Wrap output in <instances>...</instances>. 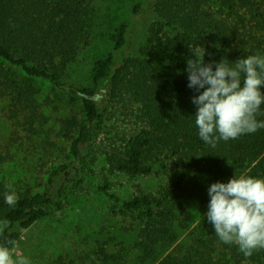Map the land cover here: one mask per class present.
I'll list each match as a JSON object with an SVG mask.
<instances>
[{
  "label": "trees",
  "instance_id": "obj_1",
  "mask_svg": "<svg viewBox=\"0 0 264 264\" xmlns=\"http://www.w3.org/2000/svg\"><path fill=\"white\" fill-rule=\"evenodd\" d=\"M95 1L0 0V100L14 128L10 143L0 145V245L11 253L22 237L16 227L29 229L60 207L56 182L72 178V163L67 162L54 164L37 188L1 176L20 151L15 145L23 138L21 132L33 131L45 118L37 85L45 81L79 102L78 111L60 119L57 134L69 144L71 158H81L100 141L99 155L110 172L165 180L158 192H140L126 200L107 184L99 187L122 203L121 213L130 222L125 229L136 236L132 252L138 255L126 257L110 244H99L95 261L264 264V249L245 257L236 245L219 241L206 217L191 226L185 215L190 207L207 211V188L213 182H227L234 175L264 178V129L221 140L214 148L203 143L192 104L196 93L187 87L185 72L194 52L205 63L264 54V0H154L155 21L149 30L155 45H141L134 54H123L129 33V15L124 13V22L111 33V50L92 66V84L76 85L68 82L69 73L93 39ZM170 53L177 57V72ZM257 119L264 120V115ZM42 141L44 150L55 146L51 139ZM8 185L17 196L14 205L4 201ZM180 231L186 232L184 243ZM162 250H169L164 257ZM59 262L75 264L63 258Z\"/></svg>",
  "mask_w": 264,
  "mask_h": 264
},
{
  "label": "rangeland",
  "instance_id": "obj_2",
  "mask_svg": "<svg viewBox=\"0 0 264 264\" xmlns=\"http://www.w3.org/2000/svg\"><path fill=\"white\" fill-rule=\"evenodd\" d=\"M153 2L154 0H96L97 16L92 28L93 39L83 50L77 63L71 67L68 82L76 85L92 84V66L111 50V33L117 25L124 22V13L129 15V33L128 45L123 54H134L141 45H148L153 49L155 43L150 38L149 30L155 21ZM137 4L139 8L135 11L133 9ZM168 56L170 65L177 72V57L171 53ZM37 85L41 90L38 99L45 118L35 123L33 131L21 132L23 138L15 145L20 151L16 152L15 161L7 165L1 176L11 183L17 184L21 180L22 183L37 188L41 181L45 184V173L54 164L72 163L73 173L67 182L65 177L56 182V199L61 201L60 207L54 206L50 215L29 229L16 227L22 237L11 252L13 259L24 256L30 260V264H60V258L65 263L72 260L75 264H101L95 261L93 254L99 244H110L109 248L113 252L123 251L126 257L130 255L135 259L138 253L132 252V246L136 236L125 229L130 222L121 213L122 203L107 197L99 187L107 184L112 193L126 200L140 192H158L165 183L164 178L130 177L110 172L104 156L99 155L103 148L100 141L85 150L81 158H71L69 144L63 142L57 134L60 119L67 113L78 111L79 102H73L69 93L54 89L48 82L38 81ZM9 113L6 103L0 100V145L10 143L14 129ZM48 139L55 146H48L44 150L42 140ZM95 155L97 159H94ZM206 212L190 207L185 215L191 226H194L206 217ZM180 234L184 243L186 232L180 231ZM111 239L113 241L108 242ZM168 251L162 250V257Z\"/></svg>",
  "mask_w": 264,
  "mask_h": 264
},
{
  "label": "clouds",
  "instance_id": "obj_3",
  "mask_svg": "<svg viewBox=\"0 0 264 264\" xmlns=\"http://www.w3.org/2000/svg\"><path fill=\"white\" fill-rule=\"evenodd\" d=\"M187 87L196 93L195 125L198 138L210 147L264 129V54L247 55L235 62L221 59L205 63L194 52L187 59ZM4 201L16 203V193L6 186ZM206 219L223 244L236 245L245 257L264 249V178L233 176L207 188ZM0 264H30L27 257L13 259L0 245Z\"/></svg>",
  "mask_w": 264,
  "mask_h": 264
}]
</instances>
